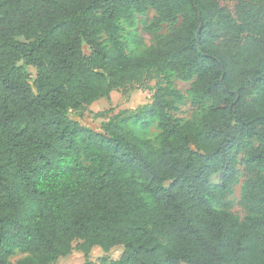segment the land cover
<instances>
[{"label": "trees", "instance_id": "1", "mask_svg": "<svg viewBox=\"0 0 264 264\" xmlns=\"http://www.w3.org/2000/svg\"><path fill=\"white\" fill-rule=\"evenodd\" d=\"M220 1L0 0V264H264V0ZM150 10L130 55L120 21ZM146 78L149 103L89 110ZM186 97L198 118L176 114Z\"/></svg>", "mask_w": 264, "mask_h": 264}, {"label": "rangeland", "instance_id": "2", "mask_svg": "<svg viewBox=\"0 0 264 264\" xmlns=\"http://www.w3.org/2000/svg\"><path fill=\"white\" fill-rule=\"evenodd\" d=\"M237 1L238 0H221L220 4L222 6L227 7L231 11L233 16L237 17ZM153 16L154 12L150 10L145 16L135 15L134 22L132 24L127 23L124 20L120 21V24L122 26V36L126 45V52L128 54H139L152 44L153 37L151 34L143 30V25L149 22ZM168 31L169 27L164 25L162 29L158 32V34H165ZM27 69L30 72L31 76L34 77L36 72L35 68L33 66H28ZM155 82L156 79L154 78H146L141 83L130 84L122 89H115L111 91L109 99L100 98L101 100L98 99L94 101L92 104L89 105L88 108L92 114H97L99 112L111 108V112L106 113V116H110L124 109L135 110L139 106L149 103L152 100V93L154 90ZM174 84L179 90L187 94V90L190 86L189 82L182 81L181 79L175 77ZM200 112L201 110L198 107L193 106L189 98L186 97L184 102L180 105L179 111H177L176 114L185 119H190L198 118ZM91 113H85L81 118H79V120L82 123L95 126V124H97L103 119L102 117H97L96 115L93 116L91 115ZM131 126L134 127V125L132 124ZM135 129L138 133H140V131L136 127ZM156 133L157 129L153 125L144 134L148 137H153ZM238 169L239 174L237 180L231 186L230 192L225 198V202L235 215H237L239 218H243L249 213L241 200L242 188L246 178L244 175L243 166L240 163L238 165ZM217 179L218 176L213 175L211 177L212 183H216ZM122 251L123 247L121 245L113 247L108 252H104L98 246H94L90 251L89 258L94 263H97L98 260L102 257H107L108 259H116L120 256ZM21 256H23V254L19 252L11 256V264H15L16 260ZM84 260L85 258L83 253L77 250L76 248H73L72 253L70 255L65 257H59L54 262V264H84Z\"/></svg>", "mask_w": 264, "mask_h": 264}, {"label": "crops", "instance_id": "3", "mask_svg": "<svg viewBox=\"0 0 264 264\" xmlns=\"http://www.w3.org/2000/svg\"><path fill=\"white\" fill-rule=\"evenodd\" d=\"M110 95H111V93H110ZM99 100H101V99H99Z\"/></svg>", "mask_w": 264, "mask_h": 264}]
</instances>
